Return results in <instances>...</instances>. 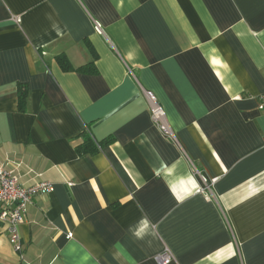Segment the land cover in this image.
<instances>
[{
	"label": "crops",
	"instance_id": "crops-1",
	"mask_svg": "<svg viewBox=\"0 0 264 264\" xmlns=\"http://www.w3.org/2000/svg\"><path fill=\"white\" fill-rule=\"evenodd\" d=\"M263 96L264 0H0V165L55 188L0 264H264Z\"/></svg>",
	"mask_w": 264,
	"mask_h": 264
},
{
	"label": "built area",
	"instance_id": "built-area-1",
	"mask_svg": "<svg viewBox=\"0 0 264 264\" xmlns=\"http://www.w3.org/2000/svg\"><path fill=\"white\" fill-rule=\"evenodd\" d=\"M98 30L100 24H96ZM152 105V121L167 137L174 139L166 121V114L156 97L148 93ZM264 104V96L262 97ZM203 182V192L211 190V182L200 175ZM54 184L41 182L32 186H25L21 177L12 171L6 164L0 165V221L7 225L9 241L16 252H21L20 227L25 222L29 207L34 198L40 194H50L54 191ZM158 264H170L175 260L173 253L166 249L155 258Z\"/></svg>",
	"mask_w": 264,
	"mask_h": 264
},
{
	"label": "trees",
	"instance_id": "trees-1",
	"mask_svg": "<svg viewBox=\"0 0 264 264\" xmlns=\"http://www.w3.org/2000/svg\"><path fill=\"white\" fill-rule=\"evenodd\" d=\"M59 62L63 66L64 69H72L66 58L61 57L59 59ZM81 70H86V69L83 68ZM92 72H95V70L93 69ZM106 143L107 142L96 141L92 137V135L85 132L82 134V143L77 146V151H78L79 155L96 154L103 149V147Z\"/></svg>",
	"mask_w": 264,
	"mask_h": 264
}]
</instances>
